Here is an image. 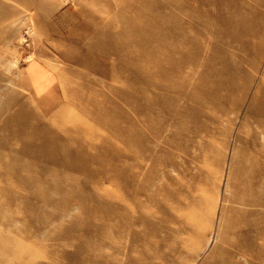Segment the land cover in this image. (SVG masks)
<instances>
[{
    "label": "rangeland",
    "instance_id": "obj_1",
    "mask_svg": "<svg viewBox=\"0 0 264 264\" xmlns=\"http://www.w3.org/2000/svg\"><path fill=\"white\" fill-rule=\"evenodd\" d=\"M0 264H264V0H0Z\"/></svg>",
    "mask_w": 264,
    "mask_h": 264
},
{
    "label": "crops",
    "instance_id": "obj_2",
    "mask_svg": "<svg viewBox=\"0 0 264 264\" xmlns=\"http://www.w3.org/2000/svg\"><path fill=\"white\" fill-rule=\"evenodd\" d=\"M31 67L35 82L41 83L44 80L46 73L42 71L41 67L38 64H32Z\"/></svg>",
    "mask_w": 264,
    "mask_h": 264
}]
</instances>
